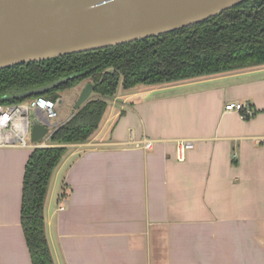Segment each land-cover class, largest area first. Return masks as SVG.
<instances>
[{"label":"crops","instance_id":"crops-1","mask_svg":"<svg viewBox=\"0 0 264 264\" xmlns=\"http://www.w3.org/2000/svg\"><path fill=\"white\" fill-rule=\"evenodd\" d=\"M85 82L60 93L52 124L76 111ZM235 101L254 114L224 110ZM107 102L99 128L66 144L51 175L53 263L264 264V63L120 85ZM185 139L194 145L179 160ZM31 150L0 146V264H31L20 224Z\"/></svg>","mask_w":264,"mask_h":264},{"label":"trees","instance_id":"trees-1","mask_svg":"<svg viewBox=\"0 0 264 264\" xmlns=\"http://www.w3.org/2000/svg\"><path fill=\"white\" fill-rule=\"evenodd\" d=\"M264 63V0H245L196 24L155 37L28 62L0 69V104L44 96L56 101L77 84H92L90 97L49 135L50 146L33 148L24 165L20 224L31 264H54L44 223L51 175L67 152L99 128L119 85H157ZM31 97L6 98L60 78Z\"/></svg>","mask_w":264,"mask_h":264},{"label":"water","instance_id":"water-1","mask_svg":"<svg viewBox=\"0 0 264 264\" xmlns=\"http://www.w3.org/2000/svg\"><path fill=\"white\" fill-rule=\"evenodd\" d=\"M243 1L0 0V69L155 37L204 21ZM70 78L6 98L31 97ZM92 89L90 83L82 88L75 109L87 101ZM53 127L49 121H33L30 141L42 143Z\"/></svg>","mask_w":264,"mask_h":264},{"label":"built area","instance_id":"built-area-1","mask_svg":"<svg viewBox=\"0 0 264 264\" xmlns=\"http://www.w3.org/2000/svg\"><path fill=\"white\" fill-rule=\"evenodd\" d=\"M57 100L38 96L17 104H0V146H19L30 149L47 146L45 141L50 134L39 144L28 143L25 138L26 136L30 138L33 121H49L52 124V120L57 119ZM224 110L236 112L243 119L251 117L255 112L251 106L239 101L227 103ZM30 112L34 114L33 119L30 117ZM53 125L55 127V124ZM152 145L153 140L148 139L143 147L151 148ZM193 145L191 140H178L176 142L177 159L182 160L184 151L192 148Z\"/></svg>","mask_w":264,"mask_h":264},{"label":"rangeland","instance_id":"rangeland-1","mask_svg":"<svg viewBox=\"0 0 264 264\" xmlns=\"http://www.w3.org/2000/svg\"><path fill=\"white\" fill-rule=\"evenodd\" d=\"M119 86H120V85H119ZM30 117H31V119L34 118V114H33V112H30ZM52 121H55V119H53ZM25 140H26L28 143L31 142V141H30V138H29L28 136H26ZM45 142H46L47 146L53 145V144H51L48 140H46Z\"/></svg>","mask_w":264,"mask_h":264}]
</instances>
